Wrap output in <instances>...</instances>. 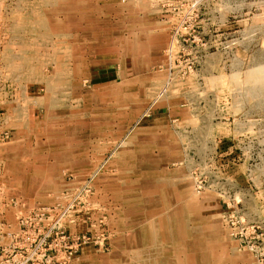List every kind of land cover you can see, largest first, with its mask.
Masks as SVG:
<instances>
[{"label": "rangeland", "instance_id": "rangeland-1", "mask_svg": "<svg viewBox=\"0 0 264 264\" xmlns=\"http://www.w3.org/2000/svg\"><path fill=\"white\" fill-rule=\"evenodd\" d=\"M176 263L264 264V0H0V264Z\"/></svg>", "mask_w": 264, "mask_h": 264}, {"label": "bare ground", "instance_id": "bare-ground-1", "mask_svg": "<svg viewBox=\"0 0 264 264\" xmlns=\"http://www.w3.org/2000/svg\"><path fill=\"white\" fill-rule=\"evenodd\" d=\"M188 261V260H187ZM188 263V262H187ZM176 264H178V263H176Z\"/></svg>", "mask_w": 264, "mask_h": 264}]
</instances>
